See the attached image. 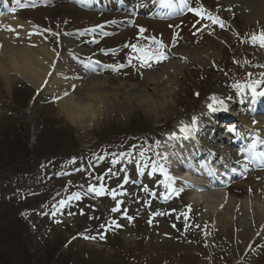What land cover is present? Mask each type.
<instances>
[{
	"label": "rangeland",
	"instance_id": "obj_1",
	"mask_svg": "<svg viewBox=\"0 0 264 264\" xmlns=\"http://www.w3.org/2000/svg\"><path fill=\"white\" fill-rule=\"evenodd\" d=\"M9 1L13 6L17 5L14 0ZM88 1L102 6L101 10H96L98 14H89L81 3L75 8L70 7V0H21L22 4L34 8L24 9L16 15L18 19L37 26L36 37L40 42L58 51L62 39H81L89 35L88 32L81 35L83 30L104 22L102 29L111 35L102 41L93 42L89 37L77 40L86 46L84 56L88 53L89 59L103 65H127L128 57L134 55L130 47L112 54L106 53L107 49L146 43L140 39L141 27L146 29L145 36L162 39L168 46L169 55L179 47L189 51L208 48L211 52H219L217 56L212 55V65L218 64L216 70L212 69L210 75L204 77L198 70L202 64L189 57L186 66L177 73L172 98L175 106L158 121L155 115L139 108L138 103L128 105L124 94L109 95L108 109L89 129H81L68 121L50 93L36 91L20 77L11 75L6 79L0 76V175H9L7 179L0 176V217L7 219L10 228L21 223L15 229L23 235L22 243L33 257L31 264H264V224L253 225L250 215L243 212L244 208L232 211L234 203H229L232 198L235 203L242 204L248 200L252 205L260 204L264 212V195L256 196L257 192H250L240 184L247 177H234L226 186H213L209 193L204 189L197 190L212 195L228 190L229 194L221 200L213 195L210 208L214 213H208L204 203L192 202L194 191L166 199L169 194L163 175L152 169V162L162 154L163 148H158L156 142L164 128L171 129V123L174 124L178 117L191 119L190 115L198 114L202 103L216 95L217 90L224 89V85L230 87L228 93L236 99L238 94L232 87L234 83L246 84L249 80L260 79L259 74L264 68L257 65H264V49L253 46L248 40L253 32L264 29V0L192 2L194 7H204L208 13L219 16L224 22L223 28L207 19L187 14L188 10L179 12L183 16L176 23L151 21L154 18L148 19L143 13L149 12L148 15L152 13L153 16L166 13L157 11L159 0H133L137 16L124 8L118 10L117 0L109 3ZM40 3L45 5L35 7ZM112 21L116 23L109 25ZM45 29L60 35L54 37ZM174 34L177 43L172 47ZM23 41L31 43V40ZM240 49L249 53H243L238 59L236 53H241ZM206 57L204 65L213 68L208 61L211 58ZM103 65H95V74L91 75L100 78L109 75L131 82L140 80L146 70L126 66L116 73ZM237 118L229 119L231 124L228 125L233 126ZM134 127L150 132L130 133ZM226 128H220L217 134L225 132ZM41 139L48 143L41 146ZM59 145L75 147L74 151L81 158L38 157L40 153L48 154L47 146L57 148ZM23 148L29 149L27 159L21 157ZM196 151L200 152V149ZM4 154L17 158L3 161ZM15 167L25 172L10 176ZM125 178L129 181L127 184ZM90 185L97 189L103 185L104 192L100 195L90 193L87 191ZM111 190H116V200L123 202L119 212L112 211L116 200L112 198ZM77 191L82 193L81 200L72 201L58 211L53 208L60 199ZM121 192L126 195H120ZM248 194H251L250 199L246 198ZM145 201L151 203L146 205ZM187 205H191V213L187 221L189 227L185 230V220L180 214L186 211ZM125 209L127 216L133 217L131 222L124 216ZM53 211H56L54 216ZM156 211L168 214L150 217V213ZM218 211L231 217L230 223L223 224ZM150 218L151 225L148 223ZM113 219L122 227L105 231V239L100 240L102 230L99 226ZM242 221L252 225V229L242 228ZM249 231L253 238L247 234ZM84 236H97V239H84ZM183 255H188L190 260Z\"/></svg>",
	"mask_w": 264,
	"mask_h": 264
},
{
	"label": "bare ground",
	"instance_id": "obj_2",
	"mask_svg": "<svg viewBox=\"0 0 264 264\" xmlns=\"http://www.w3.org/2000/svg\"><path fill=\"white\" fill-rule=\"evenodd\" d=\"M174 3V10H178L182 7L181 0H174ZM159 8L163 9L161 6H159ZM12 10L13 9L10 8L8 10H1L0 6V45H2V47H0V76L6 79H9L11 75L20 77L34 86L36 91L41 88L45 80H49V84L43 91L50 93V95L54 97H62L59 100H55L57 103L56 105L59 106L63 116H65L68 121L81 129H89L97 124L101 115L108 109L109 95L118 96L124 94L126 99L125 102H127L128 105H132L133 102L138 103L137 106L139 108H143L147 112L155 115L158 121L160 117L164 116L167 110H172L175 106V101L172 100V98L175 91L174 88L177 84V73L183 70L184 66H186V60H188L189 57L202 64L200 70L204 77L210 75L209 73L212 69L216 70V65L218 64V62H216L212 65V55L217 56L216 54L219 53L218 51L211 52L208 48L202 50L195 48L189 51L179 47V49L174 50L170 54L171 59L163 62L159 66L153 67L155 71L152 68L143 71L142 78L140 79L141 81L133 80L131 82H126L120 77L115 78L109 75H104L100 78L99 76L90 75L91 70L85 67V65L90 62L82 59L84 57L81 53L85 50L83 44L75 40L62 39L59 45L60 51L49 48L46 44L40 42V38L36 37L39 28L30 22H24L18 19L17 15L13 14ZM168 11H171V13L173 12V10L169 9ZM178 19L179 17L177 14L170 15V20L173 23H176ZM7 27L16 29L23 39H17L14 32L6 30ZM29 33H33V35L29 37ZM90 35L93 37L92 40L100 38V33L98 32L91 33ZM24 39L26 41L31 40V43L23 41ZM34 39L37 41H33ZM33 42H35V44H32ZM57 52L60 54L59 57L56 55ZM206 56L211 58L210 60L208 59V61L213 68H208L204 65L203 61ZM237 58L239 59L240 57L237 56ZM224 59H226V57H224ZM53 64H55V69L52 67ZM49 72H53V76L49 77ZM65 77L68 79H65ZM75 77L80 78L76 79ZM72 84L76 85L75 91L70 87ZM224 86L225 90H217L216 96H230L228 93L230 87ZM65 90L70 92V95L67 97L63 96ZM257 90L261 91L264 90V88L260 86ZM210 102L209 98H207L199 108L200 111L198 114L189 116V118H198V123L193 128V135L190 139L185 140L181 136L180 139L169 141L168 136L173 132L180 135L179 128L181 126L193 127L192 118L187 119L178 117L174 124L173 122L171 123V129L164 128L165 131H163V133L165 134L166 131L169 133L164 136L163 140L160 142L163 147V149H161V156L166 155L168 159H161L160 156L156 158V162L170 168L171 173L178 177V185L185 180L195 185L196 187L193 189L196 190H191L192 187H186L191 188L189 189V193L194 191L191 199L192 202H196L197 204L198 202H202L208 213H214V210L210 208L213 195L217 197L218 200H221L224 195L229 194L228 191L222 194L214 192L212 195L206 194L207 191L204 193L203 191L197 192V190H207L208 184L212 186L216 185L210 181L211 175L208 173L209 170H214L215 175H213V177L217 178V180L220 177L219 175L224 173L222 168L215 165L220 158L225 159L227 166L229 165L227 167L228 171H226L227 174H245L247 180H244V182L240 184L245 185L248 190L251 188L252 191L257 192L258 194H256V196L264 195V171H256L249 177L248 172H244L243 166L235 162L237 158L232 155L230 150L228 151L226 149V143L233 141L230 134H232V137L235 139L240 138L245 141L249 135L252 136L250 138L253 139H256L257 136L264 139V97H257L253 100L250 91L246 89V93L238 95L237 100L233 97L232 100L226 101L228 111H219L211 116L202 115L207 112L206 105ZM241 104L246 107L244 110L246 114H244V111H240L242 109V107H240ZM242 113L250 120L246 118L248 121H246V119L237 121L234 123V125L237 126V131L235 133H230L226 130L222 132V135L218 136L217 133L220 131V128L225 126L227 127L226 129H228L231 127L228 125L230 124L228 123L229 119H232V117L237 118ZM259 115L263 117H259ZM254 120L256 121L255 124H253ZM219 123H221V126H219ZM168 124L170 123L168 122L167 125ZM249 144L250 142L246 143L247 148ZM261 147L262 144L258 143L257 148ZM199 149L204 151L203 158L201 155H198V153H195L196 150ZM159 159H161L162 162L159 161ZM195 159L197 163L199 162V165L196 164L195 167H197V170L193 171L192 167H190V160L195 161ZM183 163L187 164L183 167L181 166L184 171L187 170L185 174H183V170H175L180 165H183ZM249 167H252V165H249ZM232 168L236 169L235 173L231 171ZM198 170L199 173H197ZM182 174L183 178L181 177ZM250 195L251 194H248L246 198L250 199ZM231 200L232 201L229 203H234L232 211H240L244 208L243 212L245 211L250 215L253 225L259 222L264 224V212L260 204L252 205L250 202L248 203V200H245V203L242 204L235 203L234 198ZM217 215L220 216L223 224L226 225L230 223L231 217L227 214H221L219 212ZM240 224L242 228L248 230L252 229V225L249 224L248 226L244 221ZM250 233L249 231L247 234L253 238V235Z\"/></svg>",
	"mask_w": 264,
	"mask_h": 264
},
{
	"label": "snow or ice",
	"instance_id": "obj_3",
	"mask_svg": "<svg viewBox=\"0 0 264 264\" xmlns=\"http://www.w3.org/2000/svg\"><path fill=\"white\" fill-rule=\"evenodd\" d=\"M14 2L19 6V7H28V4H22L21 0H14ZM187 0H181V4L182 5H186ZM159 4L162 8H166L169 10H174L175 9V3L174 0H159ZM184 8L183 6L180 8V11L183 12ZM189 12H192L194 15H196L197 17H199L201 20L203 19H207L209 21H211L212 24L214 25H218L219 27L223 28L224 27V22L222 21V19L219 16L216 15H212L210 13H208L207 11H205L203 8H188ZM230 11V9H229ZM169 14H171V11L169 12ZM110 23H116L115 21H112ZM103 25H96L92 28L89 29H85L83 30V32H81L80 34H84V32H88V33H94L96 32L97 28H103ZM171 27V25H170ZM7 31L9 32H14L16 34V38L20 39V35L19 32L16 31V29L11 28V27H7L6 28ZM44 31H47L49 33H51L52 36L54 37H59V33L57 32H52L51 29H45ZM146 32V29H144L143 27H141L139 29V33H140V39H143L145 41H147L144 44H141L139 42L131 44V45H125V47H130L132 50V53L134 55L129 56L128 57V61H127V65L125 64H112V65H104L103 67L107 70H111L112 72H116L119 73V71L126 67V66H132V67H136L138 69H151L154 67V65L157 64H161L169 59H171V57L168 54V51H166V49L168 48L167 45H165V43L163 42L162 39H157L155 36H145L144 33ZM105 35H107V33H104ZM195 34V33H194ZM29 37H31V35H33V33H29L28 34ZM65 35H69V33H65ZM58 42V41H57ZM95 42V41H93ZM248 42L250 44H252L253 46H258L260 49H264V29H261L259 32H253L250 37ZM176 34H174L173 37V41H172V47L176 46ZM35 46V45H32ZM0 47H2V45H0ZM55 51V50H54ZM114 51V50H113ZM57 57H59V53H56ZM99 64V61H93L90 58V63L85 65V67L89 68L91 71H96L95 65ZM258 67L264 68V65H257ZM53 69H55V64L52 65ZM53 72H49L48 76L51 77L53 76ZM249 77L252 76L251 73L248 74ZM260 79H254V80H249L246 84L243 83H234L232 85V87L234 89H236V94L238 95H242L246 93V89L248 91H250L251 96L253 98V100H255L257 97H264V90L258 91L257 89L261 86L264 85V72H261L259 74ZM76 79H79L80 77H75ZM65 79H68L67 77H65ZM49 84V80H45L43 85L41 86L40 89H38V91H43L44 88L47 87V85ZM70 87L72 88L73 91H75L76 89V85L72 84L70 85ZM70 95V92L65 90L63 92V96L67 97ZM196 95H199L198 93ZM62 97L60 96H56L54 97L55 100H59ZM233 96H228L226 98H220L216 95H213L211 97H209V100L211 101L210 103H208L206 105L207 107V112L202 114V115H208L211 116L212 114L219 112V111H228V107L226 104V100H232ZM198 123V118L193 117L192 118V126L193 127H189V126H181L179 128V133L180 135H177L176 132L171 133V135L168 136V140L169 141H173V140H177L180 139L181 136L183 139L188 140L192 137L193 135V128L197 125ZM256 121H253V124H255ZM230 133H235L237 131V126L233 125L231 127H229L227 129ZM157 145L159 146V141L156 142ZM264 144V139L260 138L259 136L256 137L255 140H253L249 145H248V150L245 151V149L243 147H241L239 149V154L243 156L245 163L243 164V168H244V172H247L249 170V165L253 162V161H259V167L264 168V151H260L257 152L256 148H257V144ZM141 156H143V152L140 153ZM129 155H131V153H129ZM156 155H160V153H156ZM161 159L167 160L168 157L165 156H161ZM237 164H240L241 161L237 160L236 161ZM152 169L154 172L158 171L163 175V183L166 189V192L169 194L168 196H166L165 198H171L172 196H180V194L182 192L185 191L186 187H192L195 188L196 186L191 184L189 181H183L182 183H180L178 185L177 181H178V177L173 175L171 173V170L169 167H166L163 164H159L158 162L153 161L152 162ZM193 171H195V169H193ZM231 171L233 173L236 172L235 168H232ZM209 175H215L214 170H209ZM98 179L103 180V177H99ZM129 181L127 180V178H125L124 183L127 184ZM121 187H123V185H121ZM198 190H202V189H198ZM88 192L90 193H95L97 195H100L104 192V188L103 185L100 186L99 189H97L96 186H92L90 185L87 189ZM144 191H148L147 188L144 189ZM249 191L251 192V188L249 189ZM112 198L114 200H116L117 197V192L116 190H111L110 192ZM120 195H126V193L121 192ZM82 199V193L77 191V192H73L70 195H68L66 198L64 199H60L57 203V205H53V208L58 211L60 209H64L66 208L68 205L71 204L72 201H79ZM123 202L120 200H116V206L112 208L113 212H119L120 211V206ZM150 201H145V204H150ZM56 211L52 212V215L54 216L56 214ZM174 211V210H173ZM190 213H191V205H187L186 206V211L182 212L180 215H182L184 217L185 220V230H187V228L189 227L187 221L190 218ZM72 213H69V215H71ZM82 214V213H81ZM168 213H163L160 211H156L154 213H150V217H155V216H160V215H167ZM124 216L128 219L129 222H131L133 220V217L131 216H127V210L125 209L124 211ZM179 218V217H178ZM152 219L150 218L148 223L149 225L152 224ZM100 229L102 230L101 233L99 234V239L100 240H104L105 239V234L104 232L107 230H113L114 228H120L122 227V225H120L115 219L109 221L107 224H101ZM173 227H175V225L173 224ZM260 233H258L259 235ZM84 239H97V236H84ZM75 239V237H74Z\"/></svg>",
	"mask_w": 264,
	"mask_h": 264
},
{
	"label": "trees",
	"instance_id": "obj_4",
	"mask_svg": "<svg viewBox=\"0 0 264 264\" xmlns=\"http://www.w3.org/2000/svg\"><path fill=\"white\" fill-rule=\"evenodd\" d=\"M41 140H43V141H41ZM41 140H40L41 146L45 145V143H48L44 139H41ZM46 148H48L47 149L48 154L45 155L44 153H40L38 157L46 156L49 158H54L55 156L58 155L59 158H64V157H68V158L69 157H76L79 159L81 158L80 157L81 155L74 151L75 147L68 148L65 145H59L57 148L56 147H49V146H47ZM36 150H38V149H36ZM38 151H40V150H38ZM73 153H75V154H73ZM29 155H30L29 149L23 148V152H22L21 157L22 158L26 157V159H27L30 157ZM3 157H4L2 159L3 161H6V160L7 161H15V158H17V156L14 158L10 154H4ZM70 160H73V158H70ZM14 163L15 162H13V164ZM18 168L19 167H15L10 172V176H19L25 172V171H20V170H22V168L21 169H18ZM0 176H6L2 179H7L9 175L1 174ZM6 221H7L6 218L0 217V264H31L33 261V257H32V255H30V252L25 249V247L22 243L23 235L20 234L21 232H18V230L15 229V228L19 227V224H21V223L15 224L14 226H12L10 228L9 226H7ZM184 256H185V259L190 260L188 258V255H183V257ZM49 260H51V259H49ZM121 264H126V262H124V263L121 262ZM152 264H156V263H152Z\"/></svg>",
	"mask_w": 264,
	"mask_h": 264
}]
</instances>
